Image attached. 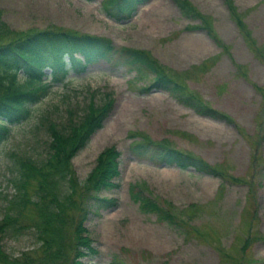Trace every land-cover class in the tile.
Returning a JSON list of instances; mask_svg holds the SVG:
<instances>
[{"label": "rangeland", "instance_id": "1", "mask_svg": "<svg viewBox=\"0 0 264 264\" xmlns=\"http://www.w3.org/2000/svg\"><path fill=\"white\" fill-rule=\"evenodd\" d=\"M183 1L185 15L173 0H148L118 20L104 0H0L15 35L71 30L105 37L116 50L71 69L0 143V264H264V0ZM121 48L144 52L180 87L143 89L153 73L136 77L117 62ZM107 94L109 116L71 160L77 209L68 212L59 259V246L35 234L34 205L14 212L16 163L44 155L47 122L77 119ZM186 97L211 112L182 103ZM147 142L205 167L155 163L145 152L152 143L140 154L131 149ZM110 147L120 152L114 190L88 182ZM81 204L88 218L78 242Z\"/></svg>", "mask_w": 264, "mask_h": 264}, {"label": "trees", "instance_id": "2", "mask_svg": "<svg viewBox=\"0 0 264 264\" xmlns=\"http://www.w3.org/2000/svg\"><path fill=\"white\" fill-rule=\"evenodd\" d=\"M146 1L148 0H104L102 5L107 13L122 20L129 18L136 6ZM173 1L185 15L186 2ZM115 53V47L107 38L78 34L71 30L45 29L15 35L0 14V143L10 136L14 125L26 121L31 116L34 106L49 93L53 84L63 83L67 79L71 69H83L90 61L100 57L109 59ZM116 60L130 69H135L136 77L145 76L148 72L153 73L154 78L147 88H143L145 90L154 88L175 91L177 87L156 62L142 51L121 48ZM110 94H107V99L100 105L89 100L84 113L77 119L69 117L64 122H47L44 155L38 159L22 158L16 163L18 177L14 180L17 190L13 201L14 212H20L28 203L34 205L41 220L40 225L35 228V234L45 240L47 246H59V259L63 256L64 243L60 244L63 228L65 225V228L69 227L68 212L71 208L77 209L75 195L79 191V182L74 177L71 160L86 146L91 135L102 127L109 116L113 106ZM180 100L193 106L199 113L211 112L189 102V97ZM150 143L152 142L137 143L131 149L140 154ZM149 149V157L155 163L184 168L190 162L196 169L205 167L199 161H191L180 152L159 144L152 143L145 152ZM119 157L120 152L113 147L104 149L88 182L94 179L97 187L118 189L121 176ZM31 182L35 183L33 200L28 195ZM136 196L138 202L142 203V199L137 194ZM101 204L100 209H109L116 205V200H107ZM149 207L150 204H147V208ZM87 211L81 204L79 213L82 218L76 223L72 233L77 235L78 242L83 241L82 232L85 229L82 225L88 218ZM65 256L66 254V260ZM79 256L78 249L76 259ZM73 264L80 263L74 261Z\"/></svg>", "mask_w": 264, "mask_h": 264}]
</instances>
